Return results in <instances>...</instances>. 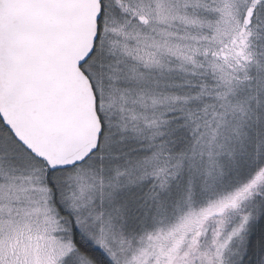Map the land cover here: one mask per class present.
Returning a JSON list of instances; mask_svg holds the SVG:
<instances>
[{"label": "rangeland", "instance_id": "374dc122", "mask_svg": "<svg viewBox=\"0 0 264 264\" xmlns=\"http://www.w3.org/2000/svg\"><path fill=\"white\" fill-rule=\"evenodd\" d=\"M104 11L86 72L126 159L56 181V198L46 170L0 127V264H90L75 227L113 264H238L264 214V200L243 201L264 173L215 193L249 178L264 152V0H105ZM197 74L214 83L217 115L199 140L217 174L188 189L171 148L177 138L182 150L180 132L161 119L184 109Z\"/></svg>", "mask_w": 264, "mask_h": 264}, {"label": "water", "instance_id": "95a60500", "mask_svg": "<svg viewBox=\"0 0 264 264\" xmlns=\"http://www.w3.org/2000/svg\"><path fill=\"white\" fill-rule=\"evenodd\" d=\"M255 9L246 13L252 25ZM103 0H0V120L50 173L96 155L103 125L82 70L100 37Z\"/></svg>", "mask_w": 264, "mask_h": 264}, {"label": "trees", "instance_id": "16d2710c", "mask_svg": "<svg viewBox=\"0 0 264 264\" xmlns=\"http://www.w3.org/2000/svg\"><path fill=\"white\" fill-rule=\"evenodd\" d=\"M103 9H104V2H103ZM104 19V13L102 20L100 22V37L99 41L96 46V51L93 55V57L90 59V61L83 66L82 70L84 73L88 76L86 70L88 66L97 60L99 58V51H100V44H101V34H102V23ZM202 72H200L201 74ZM200 74L195 75L193 78L188 80L187 83H185V89L187 91V94L184 98L185 99V107L181 111L178 112H172L167 115V117L161 119L165 120V122L169 123V125H172L170 131L174 133V131H177V133L180 132V139L183 140V147L181 150V144L178 141L177 138L172 139L171 148L175 149V155L178 158H181L182 163V170L184 166V175H185V182L187 183V188L189 189L192 187V184L194 181L199 179L200 176H204L207 181H211L212 174H217L216 171V165L213 160L210 158H204V156H201V152L205 154V144L201 143L202 140H199L202 138V128L204 125H206L209 121H211L216 113V109L212 110L210 108V105H216V101L211 94V90L213 87V82L209 77L206 76H200ZM89 77V76H88ZM93 84V83H92ZM97 100H98V114L100 116L102 125H103V135L101 138V146L99 152L94 155L87 163H85L83 166H80L76 169L64 171V172H57V173H50L46 166L34 159L38 163V166L40 168H43L46 170V173L48 175L47 177V185L49 189L51 190L52 194L57 198L59 194V186L56 181L64 183V180L72 173H75L79 170V172H85L88 170H95L96 168H101L102 166L106 165L109 161H112L115 158L118 159H126L123 157L119 151L116 150L119 135L113 132L112 129H109L106 120L104 117V113L102 111V101L103 98L99 94L97 88L93 85ZM209 107V108H207ZM211 122H209L210 124ZM0 127H2L9 135L12 141L26 154H28L11 136L9 131L3 126L1 120H0ZM176 133V134H177ZM173 135V134H171ZM117 143V144H116ZM165 150V151H163ZM181 150V151H180ZM161 154L162 156H168L171 151L169 149H163L162 147ZM139 153L138 149L133 148L132 155H137ZM29 155V154H28ZM141 155H146L145 152H142ZM152 155V152H149V156ZM31 157V155H29ZM257 159L259 161V167L254 169L252 171V174L249 176V178L241 181L236 182L232 184L233 187L228 188L227 190L220 192L217 191L215 194H221L228 190L237 188L243 184H246L249 180L254 178L256 174H258L261 170L264 173V152H261V154H257ZM117 160V159H116ZM104 168V167H102ZM200 183V181H197ZM260 184L256 189L249 194L243 202H248L251 200V198H258L259 200H264V174L261 177V180L259 182ZM152 185V184H151ZM208 185V182H206V186ZM151 190V189H150ZM189 192V190H188ZM208 197L204 198L200 201L204 202ZM242 203V202H241ZM240 203V205H241ZM249 203V202H248ZM242 206V205H241ZM239 206V207H241ZM224 219H213L212 222H215V225H220L221 222H223ZM217 222V223H216ZM202 232H200L201 234ZM249 241L247 243V247L245 252L243 253L242 257L240 258V261L238 264H264V214L259 219L258 223L256 224V228L249 237ZM72 240L73 243L77 249V253L82 256L86 261H88L90 264H113L111 260L99 249H97L89 240L85 238V236L79 231L78 229L73 228L72 229ZM197 243V241L195 240Z\"/></svg>", "mask_w": 264, "mask_h": 264}, {"label": "flooded vegetation", "instance_id": "af4514ba", "mask_svg": "<svg viewBox=\"0 0 264 264\" xmlns=\"http://www.w3.org/2000/svg\"><path fill=\"white\" fill-rule=\"evenodd\" d=\"M105 0H103V2H104ZM103 13H104V15H105V11H104V9H103Z\"/></svg>", "mask_w": 264, "mask_h": 264}]
</instances>
